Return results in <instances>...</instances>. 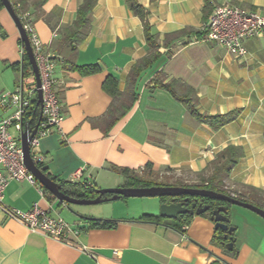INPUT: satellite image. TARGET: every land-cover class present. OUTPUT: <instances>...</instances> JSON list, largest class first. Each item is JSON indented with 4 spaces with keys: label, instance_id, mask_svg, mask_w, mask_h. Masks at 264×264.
Segmentation results:
<instances>
[{
    "label": "crops",
    "instance_id": "obj_1",
    "mask_svg": "<svg viewBox=\"0 0 264 264\" xmlns=\"http://www.w3.org/2000/svg\"><path fill=\"white\" fill-rule=\"evenodd\" d=\"M10 1L32 15L44 50L57 57L53 76L63 106L61 133L42 138L34 150L38 163L57 183L75 182L72 175L82 169L81 180L90 181L95 189L124 187L112 166L148 172L150 164L159 179L194 185L219 152L237 146L243 156L223 188L233 196L244 193L257 199L260 195L251 189L264 193V34L244 41L247 54L242 58L195 35L171 52L161 46L159 58L140 73L132 88L136 98L129 111L110 122L106 112L112 99L103 90L104 81L113 76L118 90L128 93V74L147 54L142 23L127 7L130 0H96L85 36L75 46L69 44L67 30L83 0ZM134 1L145 9L160 43L168 33L201 30L215 6L264 12V0H209L206 8L204 0ZM19 42L13 21L0 10V94L12 92L21 79ZM89 66L97 71L83 75L81 69ZM156 80L162 84L177 80L183 86L176 90L181 96H189L185 93L191 90L201 114H239L212 130L180 99L153 87ZM11 113L12 109L0 108V121ZM125 199H119L120 209L71 205L89 218L84 220L65 203L49 201L36 185L9 183L6 207L27 211L38 203L77 226L78 233L59 241L29 232L0 211V264H264V219L247 209L227 207L233 227V248L228 249L214 241L216 230L208 214L190 216L179 230L175 220H140L143 215L159 217L160 199ZM93 220L106 221L110 227L91 228Z\"/></svg>",
    "mask_w": 264,
    "mask_h": 264
},
{
    "label": "built area",
    "instance_id": "obj_2",
    "mask_svg": "<svg viewBox=\"0 0 264 264\" xmlns=\"http://www.w3.org/2000/svg\"><path fill=\"white\" fill-rule=\"evenodd\" d=\"M15 13L26 33L38 70L41 91L40 120L36 133L28 142L32 159L35 164L40 161L34 150L40 140L52 133H61L60 125L63 120V106L54 89V68L57 57L46 52L34 29L33 19L29 12L21 11L17 4ZM201 40L214 42L226 52L237 58L246 56L244 41L264 34V12L247 10L236 5L215 6L203 24ZM24 48L21 45V54ZM32 73V71H31ZM25 85L22 78L12 92L0 94V108L12 109L11 115L0 121V211L6 219L22 224L29 232L38 233L59 241H67L69 235H76L78 227L71 225L58 215H51L34 203L27 211L9 208L4 205V193L9 183L26 181L40 187L34 176L23 163L20 137L24 130L31 132L29 127V111L34 101L37 102V88L33 74ZM10 130H13V135ZM82 169L72 175L75 182L83 181L88 187L92 183L81 180Z\"/></svg>",
    "mask_w": 264,
    "mask_h": 264
},
{
    "label": "trees",
    "instance_id": "obj_3",
    "mask_svg": "<svg viewBox=\"0 0 264 264\" xmlns=\"http://www.w3.org/2000/svg\"><path fill=\"white\" fill-rule=\"evenodd\" d=\"M205 1V8L209 6V0ZM96 0H83L81 5L77 10L76 19L73 24L67 30L68 33V41L69 44L75 46L81 40H83L85 36V32L88 28L89 21H90V12L95 5ZM13 8L17 4H12ZM127 7L129 11L137 16L143 28V34L145 38L146 44V56L136 62L133 67L131 68L128 77H127V88H129V92L124 94L118 90V80L113 77L109 76L103 83V90L111 97L112 101L110 107L106 112V117L110 119V122H115L122 116H124L132 106L133 101L136 98V92L132 89L135 85L137 78L139 77L140 73L148 68L157 58H159V48L162 46L171 52L172 47H175L177 43L187 44L189 37L195 35L198 40H201L204 36V32L199 30L198 32H193L191 29L185 28L181 29L172 33L165 34L162 39V43L159 42V34L154 30V28L150 25L147 19V13L143 7H141L136 1L130 0L127 2ZM19 8L21 11L25 12L26 10L23 9L20 5ZM1 9V5H0ZM31 15V14H30ZM32 16V15H31ZM33 19V18H32ZM21 45V42H19ZM21 76L25 80L32 76L31 68L28 63V59L23 52L21 63L18 64ZM97 71V67H83L81 69V73L83 75H88ZM155 84L153 87H160L167 90L177 99H180L187 107V110L191 115H194L201 123L208 125L212 130H217L223 125L233 122L236 120L239 112L233 111L227 114H220V115H206L201 114L196 108V100L197 98L189 89H185L189 96L184 95L181 96L176 90L180 86L183 87L177 80H170L165 84H162L161 81H153ZM39 114H40V107L37 105V102L34 101L32 103V107L30 108L28 119H29V127L34 128L37 122L39 121ZM243 156V149L237 146H229L219 152L216 155V158L211 161L206 169L201 173L200 180L197 184L194 185H185L182 183H173V184H163L158 182L159 177L158 174L151 170V165H147L149 168L148 172L145 171H135L128 168H120L112 166L111 170L117 174H119L124 180V187L130 188H145L151 186H183V187H192V188H199V189H207L211 191H215L221 194H225L231 196L239 201L252 204L260 209L264 210V193L256 191L260 197L253 198L250 195H245L244 193L231 195L227 190L223 188V181L228 176L232 168L237 164L238 160ZM37 167L48 177L45 170L42 168L40 163L36 164ZM54 181L57 180L51 177ZM61 186V191L70 197L77 198V199H93L97 197L95 193V187L92 185L88 187L85 182H59ZM43 190V193L47 196L49 201L55 202L57 201L45 188L40 186ZM109 196V195H108ZM124 199V198H123ZM171 200L169 197L160 198L161 203H167ZM178 201V199L176 200ZM197 203L201 204L202 206L208 205L210 210H214L218 206H225L226 209L229 204L206 199V198H196ZM203 214L210 213L206 212ZM162 218L160 216L155 217L151 215H143L140 220L144 222H156L160 221ZM190 219V215H183L180 216L174 222V227L176 229H181L183 225H186ZM91 228H108L110 224L106 221L100 220H93L90 223ZM224 233L220 230H216L214 241L220 242L223 241Z\"/></svg>",
    "mask_w": 264,
    "mask_h": 264
},
{
    "label": "water",
    "instance_id": "obj_4",
    "mask_svg": "<svg viewBox=\"0 0 264 264\" xmlns=\"http://www.w3.org/2000/svg\"><path fill=\"white\" fill-rule=\"evenodd\" d=\"M1 9L5 10L13 21L18 34L21 45L24 48L25 55L28 59V63L31 67V71L34 77L35 86L37 88V105H41V91L40 80L38 75L37 66L33 56L32 48L30 46L28 37L24 30L22 29L21 23L18 19L17 14L14 11L13 5L10 0H0ZM3 36V33L2 35ZM40 120V114H39ZM38 128V123L35 125L34 129L29 132L24 130L20 137L21 149L23 163L28 171L34 176L36 181L40 186L45 188L58 202L65 203L68 205V209L76 217L84 220L89 218L79 215L71 209V205L79 206H89L97 205L107 201H115L121 198H164L169 197L171 200L167 203H160L159 205V216L165 219L177 220L180 216L183 215H201L203 213H210V219L214 223V229L220 230L224 233L222 243L225 244L226 248H233V239L231 233L233 232V227L229 226V218L227 216V209L225 206H218L214 210H210L208 205L202 206L201 204L196 206V203H192L191 208H187L184 204L189 198H206L216 201H221L230 205H235L247 209L259 217L264 219V210L260 209L252 204L239 201L231 196L221 194L215 191L207 189H199L192 187H183V186H151L145 188H130V187H117V188H105V189H96L95 193L97 197L93 199H77L65 195L61 191V186L59 183L54 181L51 177L45 175L34 163L30 148L28 145L31 137L36 133ZM109 195V196H108ZM183 201H176L179 198H183Z\"/></svg>",
    "mask_w": 264,
    "mask_h": 264
},
{
    "label": "rangeland",
    "instance_id": "obj_5",
    "mask_svg": "<svg viewBox=\"0 0 264 264\" xmlns=\"http://www.w3.org/2000/svg\"><path fill=\"white\" fill-rule=\"evenodd\" d=\"M30 82L28 81V79H25V85H28ZM10 132L13 134L14 132L12 130H10ZM160 177V176H159ZM165 177V176H163ZM161 178V177H160ZM158 182H161L163 184H173L175 181V179H170V181H166L164 179H159ZM129 200V201H144L142 199H145V201H149L150 199H155V198H126L125 200L123 201H126V200ZM131 199H138V200H131ZM141 199V200H140ZM120 200H115V201H107V202H104V203H101V204H97V205H89V206H79V207H107V208H110V207H114L115 209H120L121 207L119 205H122L120 203L122 202H119ZM242 209V208H241Z\"/></svg>",
    "mask_w": 264,
    "mask_h": 264
},
{
    "label": "flooded vegetation",
    "instance_id": "obj_6",
    "mask_svg": "<svg viewBox=\"0 0 264 264\" xmlns=\"http://www.w3.org/2000/svg\"><path fill=\"white\" fill-rule=\"evenodd\" d=\"M183 200H184V197L178 199V201H183ZM192 203H196V206L199 205V203H197L196 199L194 198H189L187 201L184 202L187 208H191Z\"/></svg>",
    "mask_w": 264,
    "mask_h": 264
}]
</instances>
